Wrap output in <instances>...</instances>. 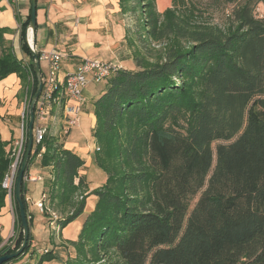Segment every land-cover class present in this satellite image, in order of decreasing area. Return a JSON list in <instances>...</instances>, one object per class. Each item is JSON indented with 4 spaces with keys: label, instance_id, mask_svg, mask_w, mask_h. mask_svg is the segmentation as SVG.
<instances>
[{
    "label": "trees",
    "instance_id": "1",
    "mask_svg": "<svg viewBox=\"0 0 264 264\" xmlns=\"http://www.w3.org/2000/svg\"><path fill=\"white\" fill-rule=\"evenodd\" d=\"M217 1L231 6L224 25L199 20V0H172L163 12L156 0L119 1L124 12L142 9L140 31L168 43L164 60L118 70L94 102V161L107 174L104 184L88 192L85 160L54 135L32 150L25 174L45 146L40 164L55 170L46 181L51 206L68 212L58 219L61 229L84 212L89 195L98 196L78 238L69 240L76 255L65 264H264V15L256 14L264 0ZM30 20L20 30L29 63L8 44L10 29L0 27V80L17 73L32 99L39 81L26 41ZM8 144L0 131V212L13 162ZM26 195L24 179L29 243L3 264L32 245ZM15 209L19 233L0 256L23 242L16 198ZM54 258L45 250L36 264Z\"/></svg>",
    "mask_w": 264,
    "mask_h": 264
},
{
    "label": "crops",
    "instance_id": "2",
    "mask_svg": "<svg viewBox=\"0 0 264 264\" xmlns=\"http://www.w3.org/2000/svg\"><path fill=\"white\" fill-rule=\"evenodd\" d=\"M119 1L120 0H37L36 29L34 32L31 30V35L29 36L37 51L56 49L63 54L59 73L61 79L68 72L76 70L78 65L85 58L100 59L112 63L120 69H137L133 52V39L125 20L127 12L122 10ZM0 6L2 8L0 11V27L10 29L5 32L4 35L8 44L13 48L19 59L23 60L24 63H29L30 57L22 49L18 24L20 21L22 23L25 22L29 14H31V0H18L17 2L1 0ZM40 65L42 77H45L49 73L48 63L41 61ZM3 82L4 86L2 88L0 87V114L2 116L0 120V131L2 138L9 141L7 150H10L15 145L16 139L20 136V131H18V134H15L14 131L11 130V132L7 131L4 135L3 132L7 128L6 119L17 122L18 124L21 123V113L27 95L22 92V82L16 73H12L8 75L7 78L0 81V86ZM100 93L101 90L99 91L95 83H90L84 90L86 102L82 105L79 123L71 128L69 133L82 125L85 114L89 116L93 115L94 102L99 97ZM56 136H62V139L66 137V135ZM62 139H60L59 142H61L65 148L69 147L65 146ZM96 144L95 140L94 146ZM72 151L76 152L73 149ZM90 152L92 154L91 157L89 160H85L87 169L94 164V148L90 149ZM40 159L41 157L37 156L29 170L32 176L37 177L36 180L26 181L28 209L32 216V244L37 245L39 241V243L45 245L38 249V257L33 264L39 261V257L46 249L52 250L54 247L56 251L59 248L64 249L65 246L59 245H70L69 240H76V238L72 239L64 235L63 229L55 233V224L50 221L51 217L49 212L41 211L36 204L43 198L40 196L41 190L43 196L45 195L47 197L48 188L46 186V181L51 178L54 170L53 166H41ZM34 168L45 170L47 175L32 174ZM82 169L80 170V174L85 176L89 187L88 192L100 187L106 181L107 176L97 179L95 178L97 177L96 175L93 176L95 180L90 179L89 173H91L93 168L91 171ZM40 182H43L42 184L46 189L38 188ZM30 184H35V188L31 189ZM16 221L15 197L10 198L7 196L6 205L0 212V230L3 238L0 247H11L15 243V239L19 233ZM54 234H57V237H54ZM54 240L56 243H59L58 247L54 245ZM48 242L53 243V247ZM71 248L74 249L75 247L71 244ZM56 254L55 252V255ZM52 261H44L43 264H55ZM27 263L28 262L16 260L8 264Z\"/></svg>",
    "mask_w": 264,
    "mask_h": 264
},
{
    "label": "built area",
    "instance_id": "3",
    "mask_svg": "<svg viewBox=\"0 0 264 264\" xmlns=\"http://www.w3.org/2000/svg\"><path fill=\"white\" fill-rule=\"evenodd\" d=\"M17 2L18 0H10ZM22 22L18 24L21 30ZM31 29H27L26 41L29 47L36 50L30 36ZM39 53L40 62L48 63L49 73L42 77L43 89L37 99L34 107L35 120L33 125V148L40 145L47 134L55 135L51 132V124L58 123L57 135H67L71 128L79 123L82 105L86 102L84 90L90 83H98L106 80L112 74L120 70V68L112 63H108L96 58H85L76 68V70L68 72L62 79L59 76L63 54L56 50H42ZM32 79V78H31ZM72 101V102H71ZM32 99L25 97L24 108L21 113L20 136L16 139L15 145L10 149V155L13 157V162L6 174L3 186L8 190V196L15 197V185L18 176V169L26 152L28 142V127L26 124V116L30 117V106ZM29 123V122H28ZM26 124V125H25ZM51 132V133H50ZM100 147L96 144L95 150ZM45 146H42L38 157H41L45 152ZM37 177L32 176L30 172L25 174V180H36ZM46 196L38 201L37 206L41 211L50 213L52 223L55 224L59 219L57 213L46 204Z\"/></svg>",
    "mask_w": 264,
    "mask_h": 264
},
{
    "label": "rangeland",
    "instance_id": "4",
    "mask_svg": "<svg viewBox=\"0 0 264 264\" xmlns=\"http://www.w3.org/2000/svg\"><path fill=\"white\" fill-rule=\"evenodd\" d=\"M199 1L202 2V6H201L202 8L200 10V14L198 15L199 20L205 21V22H210L213 24L214 23H218L220 25L226 24V22L228 21L227 20V18H228L227 14L230 12L231 6H228L227 9H224V7H222V4L220 2H218L217 0H199ZM156 5H157V9L159 11L163 12L167 7L172 5V0H156ZM256 14L259 16L264 15V5L262 3H260L257 6ZM138 15L145 18L144 13L142 12L141 8H138V9L136 8L135 11H133L132 9L128 10L127 15L125 17V20H126V24L128 25V27L130 29V34L132 35V39H133L132 43L134 46L133 52H134L135 62L139 65V68H141V64L144 63L145 58H146L145 63H151V64L152 63L155 64L156 62L164 60L166 58L165 55H166V48H167L168 42H167V40H166V43L162 42V41H155L147 35L145 30L140 31L138 28ZM6 46H7V44H6ZM47 73H48V71H47ZM16 75L20 78V76L17 73H16ZM7 77H5V78H7ZM5 78L1 79L0 81L4 80ZM95 84H97V87L100 91L106 87L107 80H103V81H100V82L95 83ZM3 86H4V82L0 87L2 88ZM23 108H24V106H23ZM6 121H7V124H6L7 128L4 130L3 134L5 135L7 131L11 132V130H13L15 134H18V131H20V124H18L17 122H13L12 120H9V119H6ZM2 122H3V120H2ZM96 124H97V118H96L95 112H93V115H90V116L85 114L83 123L80 127H77L76 129L72 130L63 139H62V136H56V137L59 140L62 139L64 141L65 146H69V147H66V149H68V150L73 149L77 153H79L78 155L81 156L84 160H89V158L92 155L90 152V149H93L96 147V145L94 146L95 137H94V131H93L94 130L93 128L96 127ZM57 127H58V123L51 124V132L55 133V135H57ZM25 128L28 129V127H26V126H25ZM58 129H59V127H58ZM60 135H62V134H60ZM219 142H221V141H217V142L213 143L214 153H215L216 146ZM35 149L36 148L34 147L33 150L35 151ZM94 155L95 154H93V161H94ZM214 159H216L215 154H214ZM214 163H215V161H214ZM86 167H87V165H85L83 167V169L84 170L87 169ZM92 168H93V170H92ZM88 170H90V171L92 170L91 173H89L90 179L95 180V178L99 179L103 176H107V174L102 169L98 168L95 161H94V164H92V166L89 167V169H87V171ZM32 174H35V175L45 174V175H47V172L45 170H42V169L34 168L32 171ZM54 175H55V170H53V174L51 176V178L53 180L55 178ZM96 175H97V177L94 178L93 176H96ZM43 182H45V181H43ZM43 182H40V184L38 185L39 189H46V187L42 184ZM30 187H31V189H34L35 184H30ZM201 192L198 193L196 196H194L193 199L191 200L190 210L192 209V207L195 205V203L199 199ZM83 194H84L83 192H78L76 197H75V200L77 202L81 201ZM40 196H41V198L43 197L42 190L40 191ZM46 198H47L46 201H47V204L49 206V209L53 208L51 206V198H50V192L49 191L47 192ZM97 201H98V196L96 194H91L87 197L86 204L84 207V212L78 218L74 219L73 221L68 223L63 228L64 235H66L72 239L78 238V235L81 233V231L84 227V221H85L87 215L95 209ZM54 210L57 213V215L59 216V218H62L68 214V212H62L61 210H57V209H54ZM15 213H16V209H15ZM55 228H56L54 230L55 233L58 231L60 232L62 230L60 228V226L58 225V219L55 222ZM54 237H57V234H54ZM48 243L50 245L53 244L50 242H48ZM54 245L58 247L59 243H56L54 240ZM43 246H45V245L43 243H39V241H38L37 245L32 244L30 246V248L27 250V252L19 260L22 262H28L27 264H33L37 260L38 252H39L38 249L40 247H43ZM59 246H65V248L64 249L59 248L57 251L55 250V247L52 249L53 252L55 250V252L57 253L56 254L57 257H56L55 252H54L55 258L52 259L53 261L50 260L53 263L65 264L66 261L69 259V257L76 255V250H75V248L74 249L71 248V244L70 245H59ZM52 247H53V245H52ZM50 261H47V262H50ZM103 261L104 260H102V262Z\"/></svg>",
    "mask_w": 264,
    "mask_h": 264
},
{
    "label": "water",
    "instance_id": "5",
    "mask_svg": "<svg viewBox=\"0 0 264 264\" xmlns=\"http://www.w3.org/2000/svg\"><path fill=\"white\" fill-rule=\"evenodd\" d=\"M31 20L28 28L32 30V32L35 31L36 29V18H37V0H31ZM32 55H33V61L35 63V70H36V75L39 81L38 89L35 93V95L32 98L31 106H30V117H29V123H28V142H27V148L26 152L24 154L20 171L17 176L16 180V185H15V198L19 204L20 208V217L22 220V229H23V242L21 246L16 249L12 253L8 254H3L0 256V264H3L5 262H8L16 257H19L24 253L26 250V247L28 246L29 243V236H30V225H29V220H28V215L27 211L25 208V204L23 201V196H22V184L25 178V172H26V167L28 163V159L32 153L33 150V141H34V134H33V125H34V120H35V103L37 99L40 96V93L43 89V80H42V73H41V65H40V58L38 55V52L36 50L31 49Z\"/></svg>",
    "mask_w": 264,
    "mask_h": 264
}]
</instances>
